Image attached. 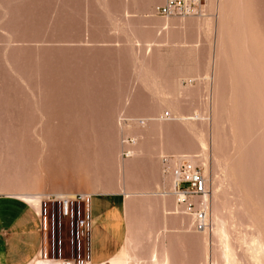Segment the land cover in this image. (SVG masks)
Returning <instances> with one entry per match:
<instances>
[{
  "label": "rangeland",
  "instance_id": "obj_1",
  "mask_svg": "<svg viewBox=\"0 0 264 264\" xmlns=\"http://www.w3.org/2000/svg\"><path fill=\"white\" fill-rule=\"evenodd\" d=\"M161 4L0 0V194L121 193L128 264L218 263L170 195L162 159L190 157L238 264H264V0Z\"/></svg>",
  "mask_w": 264,
  "mask_h": 264
},
{
  "label": "built area",
  "instance_id": "obj_2",
  "mask_svg": "<svg viewBox=\"0 0 264 264\" xmlns=\"http://www.w3.org/2000/svg\"><path fill=\"white\" fill-rule=\"evenodd\" d=\"M208 0H162L154 13L162 18L203 17ZM169 158H163L165 172L172 177L170 195L184 214L191 217L198 233L212 231L210 190L202 171L180 159L170 169ZM91 199L88 193L45 194L37 207L43 239L41 254L48 261L61 264H91Z\"/></svg>",
  "mask_w": 264,
  "mask_h": 264
},
{
  "label": "crops",
  "instance_id": "obj_3",
  "mask_svg": "<svg viewBox=\"0 0 264 264\" xmlns=\"http://www.w3.org/2000/svg\"><path fill=\"white\" fill-rule=\"evenodd\" d=\"M91 195V264H107L126 239L125 195ZM42 248L36 210L26 201L0 194V264H31Z\"/></svg>",
  "mask_w": 264,
  "mask_h": 264
},
{
  "label": "bare ground",
  "instance_id": "obj_4",
  "mask_svg": "<svg viewBox=\"0 0 264 264\" xmlns=\"http://www.w3.org/2000/svg\"><path fill=\"white\" fill-rule=\"evenodd\" d=\"M175 113V112H174ZM179 118V120H185V119H183V118H180V117H178ZM186 121H187V119H186ZM204 143V142H203ZM188 161L193 165V159H191L190 157L188 158ZM195 161V160H194ZM205 166V165H204ZM222 167V166H221ZM223 169V168H222ZM58 195H64V194H58ZM11 196V195H10ZM12 196H14V197H17V198H19V199H21V200H23V201H26L27 203H29V204H31V205H33V206H35V207H37V205H38V202H39V199L43 196V195H37V194H35V193H26V192H24V190H19L16 194H14V195H12ZM215 197V196H214ZM219 206V205H218ZM220 207V206H219ZM216 208V207H215ZM214 209V208H213ZM219 210V209H218ZM214 212H213V214H212V216H213V220H214V227H213V230L211 231L212 232V237H213V239H215V241H218L219 242V244H220V249H218L219 251H216V250H214L215 251V253H213L212 255H216V252H217V255L216 256H212V260H214L215 259V257H216V259L215 260H218V263H220V264H238V262H237V260L238 259H236V257L237 256H235L236 254L234 253L235 251H234V249H232V244H230L229 243V236H228V233H227V231H226V229L227 228H225V225H227L228 226V223L226 224V223H224L225 222V217H224V219L225 220H223V217L221 216V218L219 217L220 215H218V213L219 212H217V210L215 211V209L213 210ZM221 211V210H220ZM229 212H232V211H229ZM221 213V212H220ZM229 214V213H228ZM239 214V213H238ZM228 216V215H227ZM227 216H226V218H227ZM229 216H231V215H229ZM228 218H230V217H228ZM232 219H233V217H232ZM181 220V219H180ZM231 219H229V221H230ZM234 220V219H233ZM232 220V221H233ZM183 223H185V222H183ZM232 223V222H231ZM230 226V225H229ZM240 226V225H239ZM181 227V226H180ZM185 227V226H184ZM227 230H229V229H227ZM206 235V234H205ZM208 235V234H207ZM239 236V235H238ZM239 238V237H238ZM243 238V237H242ZM241 238V239H242ZM257 238V237H256ZM206 237H205V241H206ZM211 239V238H210ZM202 240V239H201ZM229 240V241H228ZM239 240V239H238ZM237 240V241H238ZM254 240V239H253ZM243 241H245L244 239H243ZM258 242V241H257ZM262 242V241H261ZM125 243H127V246L128 245H130V240H129V238H127L126 240H125ZM239 243H241V240H240V242ZM243 243V242H242ZM214 244V243H213ZM256 244V243H255ZM262 244V243H261ZM261 244H259V243H257L256 244V246L254 247V249H252L253 250V252L256 254V258H260L261 257V255H263L264 254V247H263V245H261ZM232 246V247H231ZM218 247V248H219ZM248 248H250V247H248ZM207 249H208V247H207ZM120 250V249H119ZM157 252H156V251ZM155 250H152L151 252H150V256H149V262H150V264H171V262H170V255H169V257H168V255L165 253V252H159L157 249H155ZM248 250V249H247ZM250 251H251V249H249ZM213 251V250H212ZM213 251V252H214ZM159 252V253H158ZM207 252L208 251H206V253L205 254H207ZM248 252V251H247ZM212 253V252H211ZM205 256V255H204ZM209 257V256H208ZM254 257H255V255H254ZM263 257V256H262ZM253 259V258H252ZM37 261L34 263V261L31 263V264H61V262L60 261H48L47 259H41L39 256H38V258L36 259ZM128 260H129V254H128V251H127V247L125 246V244L122 246V248H121V250H120V252L115 256V257H113L112 259H110L109 260V262L107 263V264H128L129 262H128ZM240 261V260H239ZM263 261V260H262ZM212 262H214V261H212ZM211 262V264H216L215 262L214 263H212ZM135 263V262H134ZM138 263V262H137ZM217 263V264H218ZM261 263V262H260ZM136 264V263H135ZM149 264V263H148ZM173 264V263H172Z\"/></svg>",
  "mask_w": 264,
  "mask_h": 264
}]
</instances>
